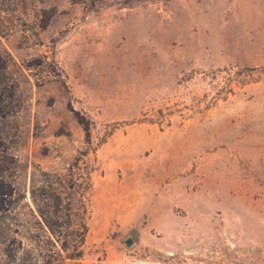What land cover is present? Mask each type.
<instances>
[{
    "label": "rangeland",
    "instance_id": "374dc122",
    "mask_svg": "<svg viewBox=\"0 0 264 264\" xmlns=\"http://www.w3.org/2000/svg\"><path fill=\"white\" fill-rule=\"evenodd\" d=\"M87 148L84 264H264V0H0V186Z\"/></svg>",
    "mask_w": 264,
    "mask_h": 264
},
{
    "label": "trees",
    "instance_id": "16d2710c",
    "mask_svg": "<svg viewBox=\"0 0 264 264\" xmlns=\"http://www.w3.org/2000/svg\"><path fill=\"white\" fill-rule=\"evenodd\" d=\"M89 154L63 172L36 166L25 189L2 182L0 264H84L96 170Z\"/></svg>",
    "mask_w": 264,
    "mask_h": 264
},
{
    "label": "water",
    "instance_id": "95a60500",
    "mask_svg": "<svg viewBox=\"0 0 264 264\" xmlns=\"http://www.w3.org/2000/svg\"><path fill=\"white\" fill-rule=\"evenodd\" d=\"M132 242V239H128L126 243L130 245Z\"/></svg>",
    "mask_w": 264,
    "mask_h": 264
}]
</instances>
